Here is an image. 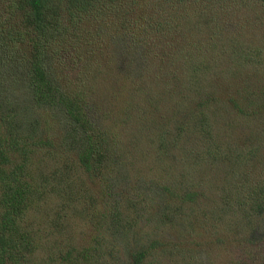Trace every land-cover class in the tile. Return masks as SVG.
<instances>
[{"label":"trees","instance_id":"1","mask_svg":"<svg viewBox=\"0 0 264 264\" xmlns=\"http://www.w3.org/2000/svg\"><path fill=\"white\" fill-rule=\"evenodd\" d=\"M212 1L0 0V264H118L117 253L137 244L138 219L144 217V226L159 221L157 231L168 236L163 228L179 218L173 229L182 225L194 233L193 204L203 216L210 210L221 218L226 207H236L247 226L264 219V48L257 45L264 35V0H253L261 8L226 0L240 14L254 16L241 26L232 13L234 25L228 12L211 14ZM126 41L124 50L120 44ZM211 51L217 55L209 60ZM135 54L141 72L132 75L137 99H122L120 82L129 79L122 68L132 67ZM211 72L215 78L207 75ZM55 111L71 123L57 135L69 146L71 154L65 156L53 150L54 140L37 137V118ZM217 116L246 120L249 135L235 136L237 144L223 157L214 148V132L221 131ZM58 119L59 114L52 123ZM232 125L227 124L231 132ZM78 142L81 151L72 154ZM202 147L207 148L195 154ZM130 150L151 172L158 165L147 161L148 155L156 162L164 159L166 166L157 172L169 182L175 178L166 186L157 181L160 173L152 172L155 181L148 184L160 196L158 203L131 200L128 205V198L119 205L118 192L112 195L118 188L114 180L132 174ZM180 158L232 162L225 181H237L235 189L204 190L202 180L171 169L169 163ZM137 180L130 188L142 198L139 186L147 182ZM76 219L92 233L82 245L69 238ZM242 224L235 233H242ZM157 242L155 237L149 246L127 253L125 264H161L152 261L162 248ZM182 245L187 243L172 241L162 252L192 257Z\"/></svg>","mask_w":264,"mask_h":264},{"label":"rangeland","instance_id":"2","mask_svg":"<svg viewBox=\"0 0 264 264\" xmlns=\"http://www.w3.org/2000/svg\"><path fill=\"white\" fill-rule=\"evenodd\" d=\"M244 1L251 5H254L255 7H256L255 4H258V6L261 8V4L257 1H256L257 3L253 0H244ZM234 6H235V3H230L226 0H213L210 3L209 12L211 14H215L217 12L222 13V11L228 12V14L230 13V17L228 16V23L230 22L232 25H234V16H235V23L237 26H241L247 17L254 18L252 14H246V13L244 14V12L240 14L239 10L237 9V6L236 7ZM238 14H240L243 18L241 22L237 21ZM203 16H207L206 12L203 13ZM212 27L213 26L210 25L208 28H212ZM230 31H231V34L230 32H228L227 34L233 36L234 31L233 30H230ZM193 32H196V31H193ZM205 35L212 36V33L209 31H206ZM192 37L196 38V36H192ZM226 39L228 40V38ZM247 39L249 43V38ZM257 42H258L257 45L259 44L261 47L264 48V35L259 40H257ZM224 43H227V42H224ZM128 46H129L128 41L120 44V47H122V49L124 50H127ZM194 51H196L195 47H194ZM211 54L212 55L210 56L209 60H211L214 56H216L217 52L211 51ZM137 58H138L137 54H135L132 57L133 64L131 68H128V67L122 68V74L124 75L125 73L126 75L129 76V79L126 78L124 80H121L120 82L119 91H121V93L117 92V94H122L121 95L122 99H127L130 96H135V98L137 99V94H135V90H136L135 84H138V81L134 80L132 76V75L137 74L140 69V65H137V66L134 65L136 64V62H138ZM216 61H220L219 57L216 59ZM224 64H226V62H224ZM211 73L212 75H209V74L207 75L212 78L214 76H213V72ZM261 76H263V74ZM233 79L234 78L232 77L231 79L227 77L228 84L234 83ZM246 80L248 79L246 78ZM144 82H146L145 86L148 88L149 87L148 80L146 79ZM248 85L251 88H253L250 84ZM123 87L130 94H124L122 90ZM256 88H258L257 84H256L255 89ZM143 91H146V90L143 89L142 92ZM141 95H142V98H144L148 94L143 92V94ZM168 98L169 97H166V99ZM30 105L32 106L34 112L40 111L31 100H30ZM58 114H59L60 120L58 119L57 123L53 124L52 122H55L56 116H58ZM219 117L220 116L215 117L214 120ZM220 120H221L220 128L218 127V124L216 123H215V127H216V130L221 129V131L214 132L213 139L215 140L214 148H215L216 155L219 156L221 152L222 153L221 157H223L227 153V151L229 152L230 148L234 147L233 146L234 144H237V141L234 138L235 136L240 139H244L245 134H246L245 132H247L246 131L247 124L245 123L246 120L238 119V118H226L224 120L223 118L220 117ZM99 122L101 123L100 126H102L104 121H99ZM228 122H233V125H232L234 126L233 131H232L233 133L231 132V128L230 130L228 129V126H227ZM37 124L39 126V130L37 133L38 140H45V139L50 138L54 140V142H56L53 145V150H58L60 153L66 152L64 156L71 154L70 150H68L69 146L64 145V143L65 144L67 143L62 141L64 140V136L62 138H57V135L63 132H67L68 131L67 128H70L71 126L70 121L65 119V115L62 112L55 111L54 114H52V112L48 114L43 113L40 118H37ZM104 124L106 125V123ZM225 124H226V127H224ZM54 125H57V126L54 127ZM258 125H259L258 122L257 123L252 122L251 124V126L253 127H256ZM253 127L251 128L253 129ZM60 128H62L63 132L60 131ZM133 132H134L133 128L128 129L124 137H127V139L129 140ZM226 132H229V133L225 135ZM219 135L220 136L222 135L221 140L220 138H217V136ZM246 136H249V135L246 134ZM262 144L264 146V140ZM79 145H80V142H78L77 146L72 149V154H74L76 151L78 152L81 151V149L78 147ZM206 148L207 147L200 148L199 150L195 151V154L197 152L199 153L203 152L204 149ZM260 148L262 149V151H264L262 146ZM39 151L41 150L39 149ZM130 154H131L130 158L132 157V159L134 160V169L132 170V174L129 173L123 176L119 175V179L114 180L117 183L118 188L111 190L112 195L118 192V195L115 198L118 201L119 205H124V200H127L128 198H129L127 200L128 205L131 200L132 201L138 200V201H141L142 203H148L149 205L153 203H158L159 201H161V198L159 195L157 196V193L155 191H152V188L150 187L151 186L150 184L152 183V181H155V180H150V179L155 178V174H153L152 172L160 173V175H157V181L163 182L164 184H166V186H169L168 184L170 183H171L170 185H173L175 182V178L173 180L170 179V182H169V180L166 179L168 177H166L165 173L157 172L161 164H163V166H166V161L164 159H161L156 162L158 158L153 157L152 154L148 155V157L146 158L148 159L147 161L152 162L153 160L155 162L154 164L158 165V166H154L155 171L152 170L151 172L149 168L147 169L144 168V166L142 165V160L135 159L133 157V153L131 152V150H130ZM45 157H46L45 155H42V154L39 155V158L44 159ZM57 158H58L57 156L52 157V160H55ZM199 162L201 161H199V159L197 158H192V160L190 161H183V159L180 158L179 162L177 163L170 162L169 165L171 166V169L173 171H177L178 169L182 170L183 171L182 173H185L186 175H188L189 179L198 180V181L202 180L203 181L202 188L204 190H207L208 187H212V186L213 187L214 186L223 187L229 190L235 189L237 181L229 182V183L225 181V177L228 174L227 171H231V167L233 164L232 162H228V161L225 162V160L219 161L218 159L208 160V163L205 162L206 164H199ZM140 169L141 171H139ZM115 173L116 172H114V175ZM137 179H140L141 183L143 180L147 182V183L142 184L141 187L139 186L140 191L144 192V197L142 198L139 196H135L136 195L135 192L133 191L132 188H130V186H137V183H138ZM220 193L218 194L219 195L218 198L222 196V194ZM212 198H217V196H213ZM192 208H194L193 214H196L195 217L197 221L195 230L193 231L194 233L192 234H188L186 230L183 231V228L185 227L182 225H179L178 228L175 227L173 229V227L175 226L179 218L172 219L173 225L172 226L168 225V227L170 228H167L166 226L165 228H163L164 232H166V230L167 232H169L168 236H165L157 231L158 225H155V224H159V221L157 220L152 221L151 224L150 222L148 223V226H144L143 224L146 223L144 221V217H143V220L138 219L137 228L140 231V236L135 238L137 244H133L135 242L133 243L130 242L127 244L126 251H124L123 254L120 255L117 253L116 257H118V259L117 258L116 259H117L118 264H125L127 253H129L132 250H136V249L139 250L140 246L143 244H145L144 246H149L155 237L158 240L157 243H161L162 248H159L160 250L158 251V253H156L158 255H156L152 259V261L154 262V259H158V261L161 264H187V263L188 264H264V219L260 220L258 224L256 223L257 225L255 224L254 226H247L248 224L241 223V218L238 214L236 207H226L225 212L223 214L224 216L222 218L217 216V214H213L210 210L206 211L205 216H203L202 211L200 209L201 207L199 204H193ZM83 222L84 221L81 222V220L76 219L69 226V232L71 235L69 236V238L76 245L85 244L90 239V235L92 234V233L90 234V230L88 226L84 224ZM237 224L238 225L242 224L243 230H242V233L240 234L235 233V230L237 229L236 227ZM180 228H181V231H183L182 235L173 234V231L180 230ZM65 239L67 240L66 236H64V240ZM172 241L186 242L187 246L182 245V248L186 247L185 248L186 252L191 253L192 251V254H193L192 257H190L187 253L184 254L185 258L184 256L183 257L180 256V258H178L176 255H174L173 253L171 254L170 252L163 253L162 252L163 249L164 250L170 249V244H172ZM170 260L172 263L170 262Z\"/></svg>","mask_w":264,"mask_h":264}]
</instances>
